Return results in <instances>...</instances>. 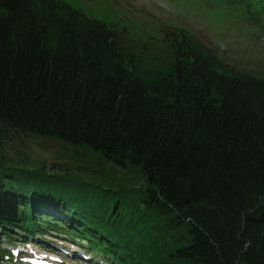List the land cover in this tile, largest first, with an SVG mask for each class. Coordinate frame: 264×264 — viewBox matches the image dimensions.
Wrapping results in <instances>:
<instances>
[{"label":"trees","instance_id":"1","mask_svg":"<svg viewBox=\"0 0 264 264\" xmlns=\"http://www.w3.org/2000/svg\"><path fill=\"white\" fill-rule=\"evenodd\" d=\"M9 136L89 150L144 185L128 198L6 158ZM36 235L106 264H264V69L182 30L139 42L61 0H0V261L3 238Z\"/></svg>","mask_w":264,"mask_h":264},{"label":"rangeland","instance_id":"2","mask_svg":"<svg viewBox=\"0 0 264 264\" xmlns=\"http://www.w3.org/2000/svg\"><path fill=\"white\" fill-rule=\"evenodd\" d=\"M61 1L86 17L126 31L132 40L161 41L166 29H178L217 49L229 64L264 69V0ZM2 144L6 158L20 156L32 166H74L84 172L79 174L81 180L109 187L128 198L134 197L144 185L136 169L119 168L89 150L55 138L9 136ZM34 238L35 243L29 240L26 245L17 241L9 244L3 238L1 245L7 253H2L0 264H30L29 259L34 255L55 264H106L100 255L94 256L86 250V242L77 243L64 236ZM59 248L67 253L62 255ZM15 249H21L16 256L12 253Z\"/></svg>","mask_w":264,"mask_h":264},{"label":"bare ground","instance_id":"3","mask_svg":"<svg viewBox=\"0 0 264 264\" xmlns=\"http://www.w3.org/2000/svg\"><path fill=\"white\" fill-rule=\"evenodd\" d=\"M77 254H78V257H80V256L82 257V255L80 253H77Z\"/></svg>","mask_w":264,"mask_h":264}]
</instances>
